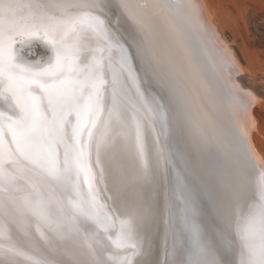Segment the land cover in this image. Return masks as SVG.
I'll list each match as a JSON object with an SVG mask.
<instances>
[{"label":"snow or ice","instance_id":"obj_1","mask_svg":"<svg viewBox=\"0 0 264 264\" xmlns=\"http://www.w3.org/2000/svg\"><path fill=\"white\" fill-rule=\"evenodd\" d=\"M121 7L127 11L129 6L122 3ZM167 7L174 6L168 4ZM102 12L103 5L96 2L0 0V100L4 102V109H0V264H21L16 257H24L31 264H63L30 256L14 240L13 225L29 240L32 238L20 220L26 213L48 224L59 240L71 239L78 245L80 255L86 259H75L73 264H132L130 257L137 254L136 251L123 255L121 252L137 249L132 237L139 215L130 214L120 219L119 229L113 235V217L99 199L98 185L104 182L106 174L103 158L116 145L115 129L119 125L126 147L143 169L142 175H148L147 125L142 124L139 116L141 108L128 96V81L136 85V92L144 101L148 124L159 121L163 128L166 116L163 104L155 100L149 104L145 100L136 73L129 64L128 50L110 39ZM16 36L43 39L51 46L54 59L40 67L18 62L13 51ZM93 40L106 43L92 48ZM114 47L120 53L118 67L111 64ZM105 49L108 50V65L104 63ZM97 51L100 56L94 54ZM109 69L110 106L107 96ZM126 98L128 104L124 102ZM125 109L131 113V125L125 117ZM156 143H159L158 135ZM8 164L16 166V174L6 171ZM25 171L74 194L68 200L70 208L58 202L65 214L63 220L51 201L41 195L39 184L25 175ZM21 181L31 192L19 197L14 193L21 190ZM176 183L178 188L184 184L179 174ZM184 203L188 208L186 199ZM189 211L192 215H185L183 223L191 233L195 251L189 254L187 264H229L227 260L217 262L205 258L200 227L194 219V210ZM69 217L90 222L99 231L90 235L85 229L80 237L79 227L67 226ZM36 231L42 240H49L39 227ZM100 232L105 235L101 237ZM236 234L244 250L240 264H264V179L260 181L259 199L237 216ZM105 240L111 243V249L105 245ZM231 247L232 241L225 240V250Z\"/></svg>","mask_w":264,"mask_h":264},{"label":"bare ground","instance_id":"obj_2","mask_svg":"<svg viewBox=\"0 0 264 264\" xmlns=\"http://www.w3.org/2000/svg\"><path fill=\"white\" fill-rule=\"evenodd\" d=\"M131 1H136V3L139 5L142 2H146L147 5L143 7V11L145 12L142 13H146L148 18H155L154 24H158L159 22V25L161 24L164 28L163 22L165 23L166 21L169 22L170 25H172V22L174 20L172 11L166 10L160 0H130V3L129 0H71V2L73 3L86 4L96 2L103 5V12L100 14L103 16L104 21L107 18L110 19L109 22L107 20L105 21V26L110 29V33L112 34L109 36L110 39H112L114 43L118 41L119 44L123 45L128 50V55L130 57L129 64L136 73L138 87L143 93L144 98L145 94L149 92L152 93L158 100H160V102L164 104V107L166 108L167 112H169L168 115L171 121L170 126L173 135L171 136L170 141L173 150L178 154L179 158L182 159L184 164L189 167L192 174L197 175V172H201L202 168L200 162L202 156V150L200 146L201 144L197 139L198 136L196 135L195 131L189 128V123L192 122L190 120L191 118H189L184 105L181 104L180 100L178 101V97L173 91L175 90L174 86L171 83L174 78L176 80V75H180L181 68L183 66L182 62L174 58L172 59L171 55H169L170 52H168L166 48L163 49L161 42H159V39L154 36L152 37L150 32L151 30H154L152 25L144 24V22L139 19L138 13L140 12V10H138V8H136V10L132 9ZM42 2L48 3L50 2V0H42ZM122 3H125L129 6L127 11L121 7ZM137 4L136 6H138ZM104 16H106V19ZM216 27L217 32H219L218 29H220V27L218 25H216ZM157 31V34H159V30ZM162 32L167 33L169 35L166 29H163ZM221 33L222 32H220V34ZM225 38H222V40ZM226 40L223 41H225L226 43ZM15 41L16 42L13 45V51L16 55L17 61L22 64H32L34 67H40L54 59V53L51 46L45 43V41L43 39H40L39 37L28 38L27 36H16ZM105 43L106 42L103 40H101L99 43L93 40L91 47L98 48ZM19 46L23 48L26 47V57L21 56ZM228 47L231 48V46ZM232 49L233 48H231V50ZM42 50H44L47 54L44 55V52H42ZM30 52L31 54L29 56ZM111 52V64L113 67H118L120 55L119 49L117 47H114L112 48ZM32 54L34 56H32ZM94 54L96 56L101 55V53L98 51ZM103 55L105 57L104 63L105 65H108L109 61L107 59V49H105ZM180 55H182V52H180ZM236 59L239 60L238 58ZM239 64H241V62H239ZM248 76H250L251 78V76L253 75L250 74ZM253 78L254 80L251 81H256V78L254 76ZM107 79L109 80V84L107 86V96L108 104L110 106V69L107 70ZM179 80V82L182 83L189 91V86L192 85L189 83L190 80L186 81L181 78ZM246 82L245 84H250L249 79ZM252 84L251 87L254 88L256 84ZM127 89H130V91H128V96L131 98V102L141 108L139 116L141 118L142 124L147 125V127L145 128V141L147 151V162L149 166L148 175L146 177L142 175L143 169L141 165L138 164V161L136 160L132 152L129 151V149L126 147L124 136L120 134L121 128L119 125H117L115 129L117 133L115 137L116 145H123L122 147H124L125 151L129 154L127 166L129 163V170L131 171H129L128 173L131 177V179H129V183L120 184V186H118L119 184H116L114 188V196L118 195L120 197V204L116 205L117 208H119L120 210L125 209L122 216L118 214L117 210L114 213L113 211H110L108 209V206H110V204L107 202L104 203L102 201L101 194L99 196V199L106 205V210L109 211L111 216L113 217V222L115 225L114 229L116 231L119 229L120 219L130 214L139 215L137 226L132 237L133 241L137 244V249L131 250L137 252L135 256L130 257L132 264H176L177 261L181 262V249H178L179 237L176 230L177 228L180 232V224L178 223L174 227L175 224L173 223V211L171 209L172 194L171 190L168 187L169 179L165 168V155L163 153L164 148L162 145L163 142L161 141L162 138H160L159 129L156 126L155 122H153L152 124H148L147 122L148 118L145 117V113L143 110L144 101L141 100L139 95L137 94L136 85H133L131 81H128L126 85V90ZM254 90L257 91V95L261 94H258L259 89ZM190 92L191 97L195 98L193 92L191 90ZM132 94H137V97ZM124 102L128 104L129 100L126 98ZM129 106H131V104H129ZM124 113L125 117L129 121V124L131 125V113L128 112L126 109L124 110ZM153 128H155V131H153ZM242 131L241 133H243ZM157 135L159 136L158 144L156 143ZM60 152L62 161L63 147H61ZM93 157L95 158L94 154ZM5 169L11 174H16L15 165H5ZM115 172L116 169L113 167V173L114 175H117V173ZM25 175L29 176L33 181L39 184L41 195L51 201L53 208L63 220L65 214L61 212L58 202L62 201L65 206L70 208V206L68 205V200L70 198H73L74 194L60 186H52L48 183L41 181L38 176L31 172L25 171ZM115 178H117V176ZM137 178L142 179L143 186H138V184L135 182L137 181ZM204 179L202 178V183L205 191H207ZM20 184L22 186L21 190L15 192L14 194L19 197L28 195L29 192H31V189H27L24 186L23 181H21ZM188 186L191 187L193 185L191 182H188ZM114 190H110V192H114ZM121 190L123 191L121 192ZM84 191L86 192V188L84 189ZM105 193L108 197L109 194H107V192ZM124 193L132 194V202L126 199L125 195H123ZM32 196L33 198H35L34 192L32 193ZM123 203H126L127 205ZM122 204L126 207H122ZM113 208L116 209V207ZM210 214L212 222V231L213 233L215 231L217 237L220 238L222 245L224 246L225 240L232 241V247L230 249L225 250L224 248V256L228 259L230 254L231 256L232 254L234 256V249L235 247H238L236 246L234 238L231 236L233 226L230 221H228L226 218L223 219L221 217V215L217 212L215 206L212 208ZM0 216H2V213H0ZM20 220L24 223L27 230L32 234L31 240H29V238L26 237L23 232L16 228L15 225L12 226V235L14 240L28 253V255L43 257L52 262L62 261L63 264H73V261L75 259H86V257H82L80 255L78 245L74 244L71 239H65L63 241L59 240L56 237L55 232L51 230V227L48 224H45L43 221L38 220L30 213H26L25 216L20 217ZM66 223L68 227H71L72 225L79 227L80 237H83V235L85 234V229H87V232L90 235L95 234L99 231V229H97L94 224L90 222L86 223L82 219H72L71 217H69ZM38 227L40 229V232L45 233L49 237V240L47 242L42 240L40 234L36 231ZM52 227H54V225ZM104 235L105 234L103 232H100L101 237H103ZM104 243L105 245H107L108 249H111V243L109 241L105 240ZM216 246H218V244ZM131 251L129 249H125L121 252V254H127ZM0 259H2V257H0ZM16 259L21 261V264H31V261L24 259V257H16Z\"/></svg>","mask_w":264,"mask_h":264},{"label":"water","instance_id":"obj_3","mask_svg":"<svg viewBox=\"0 0 264 264\" xmlns=\"http://www.w3.org/2000/svg\"><path fill=\"white\" fill-rule=\"evenodd\" d=\"M131 8L140 10L138 17L144 24L152 25L154 30H151L152 37H156L161 42L163 49L166 48L171 53V58L180 60L183 64L180 72V77L176 75V80L171 81L174 86L173 90L177 95L178 101L184 105L189 118L192 121L189 123L190 129L194 130L197 139L201 144L202 156L201 172L193 175L189 167H187L178 154L173 150L170 138L173 135L170 126L169 112L163 108V113L166 116V123L161 128V123L155 121L159 129V135L163 142V153L165 155V168L168 175V187L171 190V209L173 211V223L180 224V232L177 230L179 246L181 249L180 261L181 264H187L189 254L194 253L195 249L192 244L191 233L184 226L183 218L185 215H192L189 209L194 210V219L200 227L201 243L205 248V258L209 261L227 260L229 264H240L243 250L241 249L240 241L236 234V218L240 212L249 204L259 199L260 181L264 179V173L254 166V160L245 141L239 136L236 129L227 127L229 131H225L218 125L209 124L208 126L200 116V110L196 104L195 98L191 97L190 90L180 83L179 79L196 82L192 75H203L206 80L205 85L214 89L220 94L225 93V87L220 80L217 70L214 65V57L211 49L206 42L205 36L202 34L200 25L194 18L189 16L186 8L178 0H160L166 10H171L175 14V23L170 25L169 22H163V26L159 22L154 24V19L148 18L143 11V7L147 4L142 2L140 5L136 1H131ZM130 3V0H129ZM136 4L138 6H136ZM168 4L173 5V8L167 7ZM106 19V16H104ZM108 22L109 18L106 19ZM105 20V21H106ZM162 20V19H161ZM166 29L167 33L162 32ZM109 30V36L112 35ZM159 30V34H157ZM22 57H26V47H20ZM50 50V49H49ZM44 55L45 53L44 50ZM182 52V55H180ZM31 52L29 53L30 56ZM32 56H34L32 54ZM183 56V58H182ZM171 59V60H172ZM191 70V73L189 72ZM201 76V75H200ZM196 85V84H195ZM137 97V94H132ZM145 100L149 104L153 101H159L152 93L145 94ZM164 105V104H163ZM0 109H4V102L0 100ZM162 148V149H163ZM114 156V152L111 153ZM139 164V162H138ZM140 165V164H139ZM179 174L184 178V184L178 188L176 176ZM202 178L205 180L207 191H205L202 183ZM191 182L193 186H188ZM209 182V184H208ZM87 191V189H86ZM183 193V199L181 194ZM184 199L188 202V208L184 203ZM215 206L217 212L223 219L231 222L233 228L231 236L234 238L236 246L234 256L229 255V260L224 256V246L215 231H212L211 214L212 208ZM212 207V208H211ZM210 210V211H209ZM175 221V222H174ZM115 235L116 230H113ZM215 237V238H214ZM190 238V239H189ZM219 240V242H218ZM218 244V246H216ZM130 251L132 249H129Z\"/></svg>","mask_w":264,"mask_h":264},{"label":"rangeland","instance_id":"obj_4","mask_svg":"<svg viewBox=\"0 0 264 264\" xmlns=\"http://www.w3.org/2000/svg\"><path fill=\"white\" fill-rule=\"evenodd\" d=\"M178 1L184 4L189 16L194 18L200 25L202 34L205 36L214 57L217 74L226 89L224 94L216 92L214 89L209 88L208 84L205 85L206 80L203 79V75L200 76L201 73L195 75L192 71L196 82L193 85L189 81L192 84H189L192 87L189 86V89L195 96V101L201 113L200 116L202 115L203 121L207 122V126L213 123L225 131H229L227 127L235 128L239 136L245 141L253 157L254 166L264 173V0ZM172 15L175 23L176 18L173 12ZM216 25L220 27L219 32H217ZM220 32L223 34H220ZM221 37L225 38L223 40L227 39L229 41L226 40L225 43ZM228 46H231L234 52ZM189 72L191 73V70ZM250 74L256 78V81L252 82L254 78L253 76L250 78L248 76ZM246 77L249 79L250 84H245L248 81ZM251 84L256 85L253 88ZM254 89H259L258 94H261L257 95V91ZM122 146L115 145L114 149L110 150L108 155L103 158L106 174L104 182L98 185L102 201L110 204L108 206L110 211L115 213L117 210L121 216L125 209L120 210L117 208L116 205L120 204V197L118 195L114 196V188L116 184H119L118 186L124 183L127 184L131 179L128 174L130 171L129 163L127 166L129 154ZM113 152L114 156H111ZM93 162L95 163V158ZM113 167L116 169L115 173L117 175H115L117 178L113 173ZM96 170L99 171V169ZM135 182L138 186H143L141 178H137ZM110 190H114V192H110ZM105 192L109 194V198ZM123 195L128 201L132 202L133 196L131 193H124ZM123 204L127 205L126 203ZM123 204L122 207L125 208L126 206H123ZM113 207H116V209Z\"/></svg>","mask_w":264,"mask_h":264}]
</instances>
